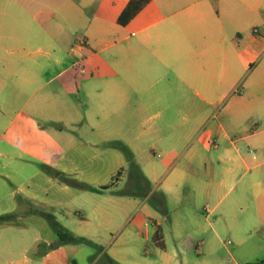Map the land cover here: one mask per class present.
I'll return each mask as SVG.
<instances>
[{
    "label": "crops",
    "instance_id": "obj_1",
    "mask_svg": "<svg viewBox=\"0 0 264 264\" xmlns=\"http://www.w3.org/2000/svg\"><path fill=\"white\" fill-rule=\"evenodd\" d=\"M93 1L66 0V11L74 14L81 4ZM129 1L99 0L101 8L112 10V16L85 15L90 25H98L101 30L89 40H112L116 33L118 47L115 62L98 65L86 77L85 98L80 103L75 99L74 80L68 72L86 57L85 46L68 47L72 65L60 66L59 45L52 41L40 44V54L52 57L56 63L48 66L40 61V97L35 102L31 98L22 101L21 109L29 105L32 109L14 127L21 110L16 112L6 126V131L13 130L11 142L0 146V156L17 153L23 160L11 158L5 167L12 164L19 169H37L11 192L9 201L0 206V214L15 212L23 216L38 211L41 216L53 218L52 223L56 221L92 241L90 233L117 228L127 232L123 243L136 237L147 242L154 239L165 254L163 223L168 214L164 207L158 208L150 201V195L159 188L151 182L173 172L159 195L163 204L168 192L179 190L186 182L187 171L177 164L184 149L179 142L195 132H207L210 139L221 140L222 153L236 160L226 168L230 177L217 180L214 174L208 181L195 177V187L210 197H218L234 179L236 165L260 169L251 183L261 207L250 215L249 222L252 228L262 229L264 0H150L126 24H120L119 16ZM48 7V12L53 13V6ZM40 9V0H0V55L12 51L14 44L16 50L24 51L27 41L52 39L54 32L48 25L57 19L49 15L40 20ZM65 38L69 34L65 33ZM111 44L106 42L104 47ZM46 73L50 75L45 77ZM66 74L68 79L60 80ZM17 84L25 88L28 82ZM224 120L240 121L247 127L233 136V128ZM6 131L0 133V139ZM112 141H122L137 157L152 155L142 165L143 176L133 169L135 187L130 193L120 192L130 161ZM250 142L256 148L246 156L242 147ZM78 152L90 155L80 161ZM196 157L193 154L191 162ZM211 161L215 171L216 161ZM62 175L110 187L88 190L66 181ZM45 184L56 191L51 194ZM226 212L222 211L221 217L229 215ZM235 215L233 223L239 225L237 211ZM143 216L150 220L141 223ZM69 244L79 242L50 240L48 247L40 251V263L61 264L63 252L76 250L67 247ZM111 256L119 260L115 253ZM234 260L236 264L249 263L236 257ZM258 262L264 264V258Z\"/></svg>",
    "mask_w": 264,
    "mask_h": 264
},
{
    "label": "rangeland",
    "instance_id": "obj_2",
    "mask_svg": "<svg viewBox=\"0 0 264 264\" xmlns=\"http://www.w3.org/2000/svg\"><path fill=\"white\" fill-rule=\"evenodd\" d=\"M76 1L82 2V0ZM65 2L66 0H40V20L49 18V15L57 19L48 25L50 31L54 32L52 39L43 37L39 40L27 41L24 51L16 50L17 44H14L12 51H3L0 55V133L6 131L7 124L17 111L21 110L15 119L14 127L22 122L29 109H32V105L21 109L24 99L31 98L32 102L39 99L40 61L48 66H54L56 63L52 57L40 54V44L45 46L52 41L59 45L62 58L60 66L72 65L68 47L71 45L78 47L80 44L85 46L83 52L86 57L78 62L76 68L68 72L72 81L74 80L77 103L85 98V80L91 74V70H97L98 65L112 60L115 62L118 47L116 33L113 34L112 40H89L92 34L101 30L98 25H90L85 16L102 13L110 17L112 10L101 8L99 0H94L86 6L81 4V8L76 9L74 14H69ZM48 6H53V13L48 12ZM81 13H84V16ZM65 33L69 34V38L64 39ZM111 41V45L104 47L106 42ZM90 42L93 46H90ZM9 67L12 68L10 72ZM46 75L50 73H46L45 77ZM68 77L66 74L60 77V80ZM4 79L11 83H5ZM20 81L28 82L25 88H18L17 83ZM223 122L233 128V136L240 135V131L246 126L240 121L224 120ZM12 134V128L8 129L6 135L0 139V146L11 142ZM208 136L207 132H195L187 140L179 142V146L183 145L184 149L177 157V164L178 167H185L186 182L179 190L168 192L163 204L159 195L163 193L164 185L172 177L173 172L151 182L152 186L159 188L150 201L158 208L164 207L168 214L163 223L167 242L165 254L154 239L147 242L144 238L136 237L134 241L123 243L127 232L113 228L90 233L92 235L89 237L96 241L95 244H69L67 247H74L76 250L71 253L63 252L61 264H115L109 260L112 253H115L119 261L124 264H236L235 257L249 263L264 258V226L262 229L252 228L249 222L250 215L256 214L261 207V201L255 196L251 183L253 176L258 174L260 169L249 170L246 165H236L235 177L221 195L210 197L203 193L197 189V186L195 187L193 178L198 177L208 181L214 174L217 180L225 176L230 177L226 168L232 166L236 160L229 159L226 153L221 152L223 144L220 139H210ZM255 148L253 142L243 144L242 152L247 156L253 153ZM193 154H197V157L191 162ZM89 155L78 152L77 160H86ZM156 157L161 158L159 155ZM11 158L17 162L22 160L17 153L11 157L0 156V206L5 205L9 201L11 192L37 169L33 167L19 169L12 164L5 167L4 163ZM211 158L216 161L215 171L212 169ZM201 159L204 160L202 167H200ZM7 173L11 177H8ZM126 173L127 179L121 188L133 189L135 186L131 164ZM44 188L51 194L56 191L48 184H45ZM238 197L242 200L236 201ZM240 205L244 207L243 210ZM222 211H227L229 215L221 217ZM236 211L241 220L239 225L233 223L236 219ZM146 220L150 219L143 216L141 223L144 224ZM52 221L53 218L41 216L38 211H34L32 215H16L12 220L0 221V264H41L40 251L48 247L50 240L59 238ZM192 244H195L194 248L191 247ZM73 258L77 261L74 262Z\"/></svg>",
    "mask_w": 264,
    "mask_h": 264
},
{
    "label": "trees",
    "instance_id": "obj_3",
    "mask_svg": "<svg viewBox=\"0 0 264 264\" xmlns=\"http://www.w3.org/2000/svg\"><path fill=\"white\" fill-rule=\"evenodd\" d=\"M150 0H130L128 5L125 7V9L122 11V13L119 16V22L120 24H126L135 14H137ZM113 144L121 147L127 154L128 159L130 161V164L132 165L133 169L135 171L139 170V173L141 176H143L142 173V165L147 162L152 155H148L145 157H137L134 155V153L129 149V147L123 143L122 141H112ZM51 169V168H50ZM54 173L56 175H61V173L57 170H54ZM119 174V173H118ZM117 174V175H118ZM117 175L114 177L117 178ZM62 177L72 183V184H76L84 189H88V190H94V191H104L105 189L109 188L110 185L106 184V185H100V186H95V185H91L87 182L69 177V176H64L62 175ZM120 192L123 193H130L132 192V189H126V190H122ZM154 196V193H152L150 195V199L152 200ZM16 216L15 212H8V213H4V214H0V221H9L12 220L14 217ZM53 225L56 229V231L58 232L60 241H72V242H87V243H93L94 241H92L91 239H88L85 236H81V235H77L75 233H72L71 231H69L68 229H66L63 225H61L60 223L54 221ZM113 263L115 264H123L122 262H120L119 260L110 257V259ZM246 264H261L260 262H253V263H246Z\"/></svg>",
    "mask_w": 264,
    "mask_h": 264
}]
</instances>
